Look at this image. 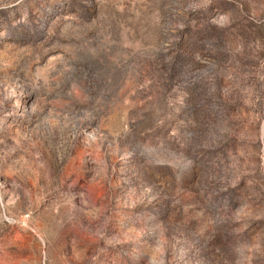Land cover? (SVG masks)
Returning <instances> with one entry per match:
<instances>
[{
	"label": "rangeland",
	"instance_id": "obj_1",
	"mask_svg": "<svg viewBox=\"0 0 264 264\" xmlns=\"http://www.w3.org/2000/svg\"><path fill=\"white\" fill-rule=\"evenodd\" d=\"M0 264H264V0H0Z\"/></svg>",
	"mask_w": 264,
	"mask_h": 264
}]
</instances>
